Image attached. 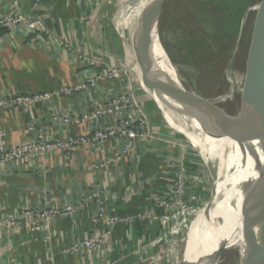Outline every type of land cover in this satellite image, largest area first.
I'll use <instances>...</instances> for the list:
<instances>
[{
	"label": "crops",
	"instance_id": "obj_1",
	"mask_svg": "<svg viewBox=\"0 0 264 264\" xmlns=\"http://www.w3.org/2000/svg\"><path fill=\"white\" fill-rule=\"evenodd\" d=\"M36 2L0 0V16L17 12L37 16L43 28L39 34L0 29V97L51 95L28 110H0V147L6 149L39 136L47 143L87 137L93 123L64 126L54 117L93 110L129 82L133 86L127 76L75 90L87 75L117 64L123 55L114 24L108 21L119 1L107 0L93 12L85 11L79 0H40V10L35 9ZM81 55L88 58L86 65ZM65 88L72 91L61 93ZM133 89L160 139L135 141L127 150L124 141L109 139L27 157L23 163H0V218L29 208L75 209L54 218L46 229H35L40 223L28 221L18 234L1 236L0 264H150L148 257L159 245L169 249L180 239L176 210H163L156 199H167L166 194L173 191L174 172L168 160L184 158L187 181L199 180L197 158L178 135H190L191 130L173 115L164 113V121L155 104L136 85ZM114 120L101 118L98 124H114ZM119 157L99 168L107 159ZM210 168L206 163L207 172ZM150 213L152 218L142 217ZM98 214L102 217L97 218ZM109 216L122 221L106 232ZM86 239L97 240L99 248L68 251Z\"/></svg>",
	"mask_w": 264,
	"mask_h": 264
},
{
	"label": "bare ground",
	"instance_id": "obj_2",
	"mask_svg": "<svg viewBox=\"0 0 264 264\" xmlns=\"http://www.w3.org/2000/svg\"><path fill=\"white\" fill-rule=\"evenodd\" d=\"M117 1L120 2V7L115 14L113 24L118 27L123 36L127 35L123 43L124 65L134 74L141 88L156 103L164 121H166L165 113L173 115L187 125L191 134H184L185 140L199 151L207 152L213 158L216 167L218 166V175L216 174V176L219 181L215 200L202 220L203 222L188 239L182 264H217L219 262L217 251L223 245L225 248L236 246L240 257L239 264H243V258L253 245L252 239L247 233L249 231L256 233L258 228L254 221L253 206L247 192L249 180L256 176L253 159H257L260 155V151L257 149L258 141L253 137L231 136L225 129L213 126L206 118L207 116H216L214 107L218 105V102L215 100L203 101L200 96L190 92V99L198 108L196 112L175 103L170 91H168L169 97L159 94L158 85L160 83L166 84L165 86L169 90L167 74L172 76L173 70L156 41L153 42V59L151 57L150 60L141 49L137 52L135 49L137 33L133 30L143 13L144 16L146 15L145 11L153 0ZM257 6L255 5L251 9H257ZM143 32L145 33L144 27ZM138 34L139 38L142 37L140 30ZM154 80L156 85L153 87ZM234 157L238 160L237 167L241 166V168H237L236 173L226 178L222 169L225 162ZM241 199L249 201L248 207L230 225V221L236 217L235 210ZM252 263H256L254 255Z\"/></svg>",
	"mask_w": 264,
	"mask_h": 264
},
{
	"label": "built area",
	"instance_id": "obj_3",
	"mask_svg": "<svg viewBox=\"0 0 264 264\" xmlns=\"http://www.w3.org/2000/svg\"><path fill=\"white\" fill-rule=\"evenodd\" d=\"M35 3V9H41V3ZM84 10L93 12L92 8L99 2V0H79ZM255 5L249 7V11H254L256 9H251ZM85 15L82 16L83 20ZM37 20V16H26L21 12H17L15 15L8 14L0 16V29L12 30V29H22L26 34L43 32L41 24ZM88 58L81 55V63L86 65ZM96 63V62H94ZM128 76L127 71L117 68V67H105L104 69L87 75L84 83L75 90H80L86 87H93L97 82L108 80H118L126 78ZM134 85L126 87L120 93L110 96L104 103L97 106L93 110L83 111L79 114H72L68 117L55 118L54 120L60 121L62 125H75L80 126L85 123H93L91 134L87 137H81L74 140H66L63 142L57 143H47L42 139V136H39L36 141L24 140L15 147L10 149L0 147V163L6 164L11 162L23 163L27 157H36L38 155H43L46 152H53L56 149H65L71 151L74 147L83 145L84 143H98L102 144L109 139H117L125 142V149L130 148L135 141H149L160 139L156 137L155 131L150 127L148 115L143 108L139 97L135 94L133 89ZM72 89L65 88L61 91L63 94H69ZM51 99L50 94H39V95H9L6 97H0V110H28L34 104L39 102H45ZM106 117H114L115 123L98 124V120ZM119 158L107 159L99 165V168H103L109 163L118 161ZM168 168L171 169L174 178V184L172 193L166 194L167 199L159 197L156 199L157 204L165 211L176 210L177 221L176 229L177 233L180 235V239L175 241L169 249H163L158 246L157 252L149 257L148 260L150 264H159L160 256H167L169 253L171 255L172 262L176 261V257H172V251L176 250V247L179 246V242L182 239V231L185 229L186 224L188 223V218L194 212L190 204L193 203L197 197H195L192 186L193 182L196 180L192 179L190 182L187 181V176L189 172L184 165V158H180L177 161L168 160ZM75 211L72 207H65L64 209H54V210H33L26 209L15 215H9L5 218H0V237L5 236L9 237L11 235H16L19 233L21 226L28 221L39 222L40 225L35 227V229H46L48 228L51 221L60 216L68 215ZM152 213L149 215H142V217L152 218ZM98 217H102V214H98ZM96 219H92L95 222ZM122 219L115 216H109L106 221V232H109L114 225L120 223ZM99 248V243L94 239H86L79 243L74 244L68 250L71 253H78L82 249L89 251H95ZM169 256V255H168ZM167 256V257H168ZM52 260V259H51Z\"/></svg>",
	"mask_w": 264,
	"mask_h": 264
},
{
	"label": "rangeland",
	"instance_id": "obj_4",
	"mask_svg": "<svg viewBox=\"0 0 264 264\" xmlns=\"http://www.w3.org/2000/svg\"><path fill=\"white\" fill-rule=\"evenodd\" d=\"M105 1L107 0H99L92 10L100 6L101 3ZM136 1L137 0H130V2ZM255 5H258V3ZM115 6V11H112V14L108 17V21L110 22H113L115 14L119 10L120 4ZM164 9H166V11L164 14L165 16L162 18L163 22H161L162 34H160V40L174 64L180 81L194 93L207 98L205 100L211 99L217 101L218 105L215 106L221 110L223 115L227 118L235 119L238 117L239 113L242 115L244 113L242 94L246 76L247 52L255 23L256 10L249 11L248 14L243 17L241 22L243 31H241L242 34L240 35V38H237L235 43L238 50L234 49L236 46H232V53L230 51V53L227 54V47L229 43L225 45L222 43L221 45L222 41L216 38L207 39L204 34L197 29L195 20L196 16L191 11L188 0H168ZM90 17L91 13L88 15V19H90ZM113 27L115 33L120 39L122 46L121 54L123 55H121V58L116 61L117 64L112 63V65L109 64L106 67H117L127 71L128 76L132 79L133 85H136V87H138V89H140L147 96V98L155 104L158 110L157 112L161 116L156 103L151 99L149 94L141 88L134 74L128 70L127 66L124 65L125 53L123 50V43L127 35L123 36L118 27H115L114 25ZM133 30L135 31V26ZM140 31L143 37L144 32L141 29ZM117 52H121L120 47ZM234 53L235 55H233ZM112 58H114V56H112ZM213 59L215 61L214 65L209 66L208 63H210ZM160 118H162V116ZM178 135L186 143V145L191 148L197 158V163L200 168L196 173L199 175V180L193 182L192 186V191L195 197H197L196 200L190 204L194 212L188 218L189 221L181 233L182 239L181 242H179V246L176 247V250L172 251V257H176L177 260L172 262L170 258L171 255L167 253L166 255H169L168 257H158L164 264L183 263L187 241L191 234H193L203 222L202 220L213 205L219 181L216 176V174L218 175V166L216 167L214 164L213 158L210 157L207 152L200 151L202 155L206 156V158L202 157L201 154L197 152L199 150L192 147L189 142L185 140L183 136L184 134L179 133ZM237 162L238 160L236 157L225 162L226 164L222 169V173L226 178L236 173L238 170L237 168H241V166L237 167ZM206 163H208V166L211 167L210 172H207V169H205ZM241 200L235 210L236 217H233V221H230V225L234 222V220L241 216L248 207L249 201L245 199ZM190 226L191 228L188 230ZM217 253L219 254H217V259L219 261L217 264H239L240 257L236 246L225 248L223 245L218 248ZM150 261H155V259L148 260V262Z\"/></svg>",
	"mask_w": 264,
	"mask_h": 264
},
{
	"label": "water",
	"instance_id": "obj_5",
	"mask_svg": "<svg viewBox=\"0 0 264 264\" xmlns=\"http://www.w3.org/2000/svg\"><path fill=\"white\" fill-rule=\"evenodd\" d=\"M167 1L153 0L145 11L146 15L144 19L142 17L139 19L135 27V31L137 32L135 49L137 52L141 49L151 60V57L153 59V42H157L173 70L172 76L167 74L169 90L165 86L166 84L160 83L158 85V93L164 97H169L168 91H170L175 103L183 106L187 110L197 112L198 108L190 99V92H194L180 81L174 64L160 40L159 23ZM248 12L249 8H247L243 17ZM255 14V23L247 52L246 76L242 94L244 113L242 115L239 113L238 117L230 119L224 116L216 106H213L216 116H207L206 118L213 126L225 129L231 136L253 137L258 141L257 149L260 151V155L257 159H253L256 176L249 180L247 187L248 196L253 206L254 221L258 228L256 233L250 231L247 233L250 239H252L253 245L252 249H249L243 258V264H253V255L255 256V264H264V0L258 3ZM143 27L145 30L144 36L139 38L138 31L140 29L142 30ZM154 82L155 80L152 86L156 85ZM195 95L200 96L196 93ZM200 97L205 101L204 97Z\"/></svg>",
	"mask_w": 264,
	"mask_h": 264
},
{
	"label": "trees",
	"instance_id": "obj_6",
	"mask_svg": "<svg viewBox=\"0 0 264 264\" xmlns=\"http://www.w3.org/2000/svg\"><path fill=\"white\" fill-rule=\"evenodd\" d=\"M260 1L261 0H188L189 7L196 16L197 29H199L207 39L216 38L222 41L221 45L222 43H224V45L229 43L227 54H229L230 51L232 53V46H236V40L239 34H242L241 31H243V27H241V22L245 11L247 8ZM165 11L166 9L163 8L159 23V34H162L161 22H163L162 18L165 16ZM214 63L215 61L213 59L208 65L212 66Z\"/></svg>",
	"mask_w": 264,
	"mask_h": 264
}]
</instances>
